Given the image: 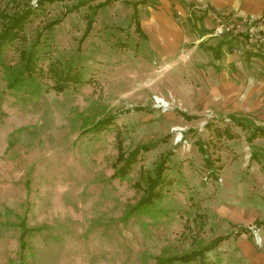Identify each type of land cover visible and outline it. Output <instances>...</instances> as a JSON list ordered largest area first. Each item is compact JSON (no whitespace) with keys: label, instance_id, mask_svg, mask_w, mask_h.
<instances>
[{"label":"rangeland","instance_id":"374dc122","mask_svg":"<svg viewBox=\"0 0 264 264\" xmlns=\"http://www.w3.org/2000/svg\"><path fill=\"white\" fill-rule=\"evenodd\" d=\"M78 1L0 0V31L1 14L33 10L0 51V264H158L218 236L227 238L205 253L207 264H247L237 243L253 240L236 232L231 216L264 220V194L251 180L264 175V165L259 174L251 162L264 163V137L249 142L248 119L242 131L178 99L198 87L196 69L178 63L179 55L152 54L131 20L126 1L134 0L96 9L84 38L87 15L102 0L68 12ZM146 7H138L141 21ZM21 50L35 54L30 75ZM65 72L80 82L59 91ZM152 95L170 107H153ZM108 115L112 123L93 131ZM117 136L125 153L149 146L123 177L113 176ZM162 158V197L138 207Z\"/></svg>","mask_w":264,"mask_h":264},{"label":"crops","instance_id":"0c3cea01","mask_svg":"<svg viewBox=\"0 0 264 264\" xmlns=\"http://www.w3.org/2000/svg\"><path fill=\"white\" fill-rule=\"evenodd\" d=\"M136 1H126L132 7L131 20L135 10L143 39L152 54L166 61H172L179 55L178 63L185 68L192 65L196 69L198 87L191 90L192 97H186L183 92L179 93L178 99L187 102L189 109L193 104L210 108L220 115H215L213 120L231 123L242 131L248 128H242L232 120L243 122L248 119L258 128L257 136L249 142L263 139L264 50L240 53L238 41L211 36L209 15L230 12L262 19L261 33L264 35V0H157L158 5L145 0L134 9L132 3ZM140 5H147L142 21L138 16ZM232 130V126H225L223 132L230 136ZM249 134L245 137L247 141ZM251 162L260 174L259 167L264 163L255 156ZM249 163L247 161V166ZM255 177L251 179L252 183H257L259 192L264 194V175ZM231 219L236 223L233 226L240 236L245 233L251 236L249 226L259 227L260 248H256L252 236L253 243L242 238L237 245L247 264H264V220L240 212L234 213Z\"/></svg>","mask_w":264,"mask_h":264},{"label":"trees","instance_id":"16d2710c","mask_svg":"<svg viewBox=\"0 0 264 264\" xmlns=\"http://www.w3.org/2000/svg\"><path fill=\"white\" fill-rule=\"evenodd\" d=\"M55 1H65V0H36L35 7H42L45 3H52ZM89 1H95V0H79L75 5L72 6V8H69L67 11L72 12L76 11L79 7L87 4ZM113 1L116 0H102L95 4L93 6V11L89 16L87 15L86 19V26L85 30L83 32L82 38L86 37L89 31L92 28L93 23V15L95 14V10L99 9L101 7H104L106 5H109ZM145 0H138L136 2H133L132 5L134 9H136V6L140 3H144ZM130 3V2H126ZM33 13V10L30 6H27L26 8L22 9L20 12H16L12 15L7 14H1V17L3 20L2 28L0 31V51L2 47L8 43L13 41L14 39L19 38L20 31L22 30L24 24L29 20V17ZM66 13L64 12L63 16ZM132 21L135 25V31L138 33L140 37H144L143 33L140 31L138 20L136 17V11L134 10V14L132 16ZM61 22V18H56L53 21H50L46 24V28H51L54 25ZM20 55L22 60L24 61L22 65V71L26 73L27 75H30L32 73L33 69V59L35 54L32 52V50H21ZM60 82L56 84V87L59 91L64 89L65 85L70 81L73 83L80 82L79 78L75 75H70V73L65 72L63 76L59 77ZM137 110H140L141 108H136ZM114 119V116L108 115L104 119L98 121L93 126V131L100 132L108 127L112 123V120ZM236 125L241 126L242 128H246L245 125H243V122H240L237 119L232 120ZM257 130L258 128L252 127V131L250 132L248 136V141H251L253 138L257 136ZM225 131V130H224ZM263 133V131H262ZM218 135H220V132H217ZM117 141V157L115 159V171L113 173L114 177H123L126 175V173L129 171L131 165L137 160V156L144 151H148L149 146H146L144 144L135 146L130 152L125 153L122 149L121 140L119 136L116 137ZM202 150V148H200ZM165 159L162 158L160 162L157 164L154 175L152 177H147L146 179V188L143 191V196L141 200L138 203V207H147L152 205L156 200L160 199L162 197V191L165 181H164V170H165ZM137 209V207H135ZM24 233L23 231L20 234L19 241H20V247L23 249L25 247V242L23 240ZM227 236H218L213 239H211L205 246H203L200 249L192 250L187 253H183L176 256H171L163 259L158 260V264H189L191 262H194L196 264H207L205 261V253L208 251H211L215 249L223 240H225Z\"/></svg>","mask_w":264,"mask_h":264},{"label":"built area","instance_id":"2783aa9c","mask_svg":"<svg viewBox=\"0 0 264 264\" xmlns=\"http://www.w3.org/2000/svg\"><path fill=\"white\" fill-rule=\"evenodd\" d=\"M211 27L210 35L239 42L240 53L253 50H264V35L262 30V19L250 15H236L230 12L220 14H210ZM153 107L166 111L170 107V102L159 95H152ZM207 117L214 119L212 112H207ZM181 141V136L176 138L175 143ZM220 181V179H218ZM254 243L261 246L262 238L259 227L252 225L248 227Z\"/></svg>","mask_w":264,"mask_h":264}]
</instances>
